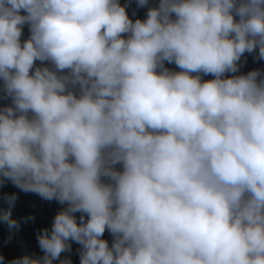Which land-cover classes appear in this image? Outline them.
Listing matches in <instances>:
<instances>
[{"label": "clouds", "instance_id": "9594fccd", "mask_svg": "<svg viewBox=\"0 0 264 264\" xmlns=\"http://www.w3.org/2000/svg\"><path fill=\"white\" fill-rule=\"evenodd\" d=\"M6 186L0 264H264V0H0Z\"/></svg>", "mask_w": 264, "mask_h": 264}, {"label": "trees", "instance_id": "16d2710c", "mask_svg": "<svg viewBox=\"0 0 264 264\" xmlns=\"http://www.w3.org/2000/svg\"><path fill=\"white\" fill-rule=\"evenodd\" d=\"M140 14L141 13H138V15ZM10 189L11 188L9 186L0 188V210L7 207L3 202V195L7 193L8 190L10 191ZM57 207L58 206L55 203L49 204L47 202H43L33 194H28L25 198L15 202V206L11 211V218L20 222V229L15 234L12 243L8 245L0 244V255L10 258L20 254L22 248L24 247L36 250L33 234L34 229L48 226L50 218L56 211ZM28 215H32L34 217L33 222L23 221V218ZM4 235L5 229L2 225H0V241H2ZM75 247L76 245H73V248ZM72 259L74 261V255Z\"/></svg>", "mask_w": 264, "mask_h": 264}, {"label": "bare ground", "instance_id": "6f19581e", "mask_svg": "<svg viewBox=\"0 0 264 264\" xmlns=\"http://www.w3.org/2000/svg\"><path fill=\"white\" fill-rule=\"evenodd\" d=\"M249 62H251V59H249ZM252 63V62H251ZM254 65H256V64H254ZM253 67H260V66H246V69L245 70H247L248 68H253ZM48 211H49V209H48ZM108 236H107V233L105 234V239L107 238ZM74 261L76 262V257H75V255H74Z\"/></svg>", "mask_w": 264, "mask_h": 264}]
</instances>
